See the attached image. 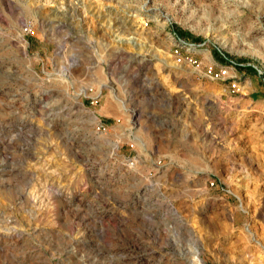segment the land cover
Masks as SVG:
<instances>
[{
	"label": "rangeland",
	"instance_id": "374dc122",
	"mask_svg": "<svg viewBox=\"0 0 264 264\" xmlns=\"http://www.w3.org/2000/svg\"><path fill=\"white\" fill-rule=\"evenodd\" d=\"M175 35L264 65V0H0V264H264V76Z\"/></svg>",
	"mask_w": 264,
	"mask_h": 264
},
{
	"label": "built area",
	"instance_id": "2783aa9c",
	"mask_svg": "<svg viewBox=\"0 0 264 264\" xmlns=\"http://www.w3.org/2000/svg\"><path fill=\"white\" fill-rule=\"evenodd\" d=\"M26 33L32 32L31 26L26 25L24 28ZM201 44L190 43L185 38L179 35L173 37L172 54L174 60L178 64H187L199 70L204 76L214 80L228 81L230 93H237L241 90L242 67H250L256 70L259 74L264 76V65L251 62H239L236 59L227 58L224 63L219 62L207 54L208 61L199 58L197 55L200 53ZM264 80V77H263Z\"/></svg>",
	"mask_w": 264,
	"mask_h": 264
}]
</instances>
